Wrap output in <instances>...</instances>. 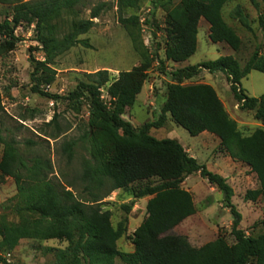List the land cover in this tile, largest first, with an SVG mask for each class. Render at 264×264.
<instances>
[{
    "label": "trees",
    "instance_id": "16d2710c",
    "mask_svg": "<svg viewBox=\"0 0 264 264\" xmlns=\"http://www.w3.org/2000/svg\"><path fill=\"white\" fill-rule=\"evenodd\" d=\"M81 1L0 0V4L12 6L11 21L6 16L0 23L3 40L0 55L14 50L16 28L23 23L35 26L44 61L32 59L33 93L47 96L40 86L53 82L55 71L50 66L56 58L77 45L88 48L87 41L79 37L94 27L93 20L105 6L93 8L89 20H77V7ZM230 1L181 0L176 6H170L171 0H152L154 9L165 10V61L179 65L195 54L201 20L209 26L210 42L224 44L239 53L243 42L223 17V10ZM248 1L258 13V28L264 34V0ZM139 3L140 0H117L119 22L136 52L141 46L139 18H123V15L136 9ZM70 16L76 19L66 23L64 17ZM233 16L243 29L252 32L239 7ZM139 54L142 63L131 71L120 73L112 83L109 84L107 71L88 74L68 97L74 106L82 100L89 106L88 130L84 136L89 159L84 160L78 180L90 200L77 198L68 190L72 184L62 187L49 180L47 175L51 166L48 162L39 158L25 160L14 140H4L0 124V145L3 146L0 178L13 179L18 199L13 208L18 222L10 223L4 216L0 217V264H12L7 263L2 254L14 251L25 240L67 243L64 250L48 249L54 253L57 264H116L117 259L123 264H264V220L260 223L262 233L246 236L240 229L241 216L232 204L233 190L226 179L190 157L176 140H158L150 135L151 130L164 127L170 120L190 136L207 133L216 137L219 151L232 161L246 165L258 180L259 188L248 191L245 201L262 199L264 202V95L258 99L250 98L240 87V82L252 71L264 73V51L256 46L243 65L226 56L174 70L158 119L134 128L122 116L135 106L147 80L151 60L143 51ZM203 70L210 74H225L241 109L254 112V118L262 128L250 136H243L216 91L207 84L191 83ZM106 86L109 105L101 99V89ZM51 122L55 125L56 116ZM74 146V142H69L63 147L68 162L74 155ZM195 173L223 196L225 207L233 218V244L218 237L194 248L183 236L167 235L196 213L191 194L182 188L185 178ZM133 185L138 186L133 189L134 199H149L146 217L131 238L133 252L122 253L117 249V242L126 234L127 227L121 223L114 228L111 213L101 209V201L112 192L127 190ZM103 188H106L104 192ZM130 209L126 207V213Z\"/></svg>",
    "mask_w": 264,
    "mask_h": 264
},
{
    "label": "rangeland",
    "instance_id": "374dc122",
    "mask_svg": "<svg viewBox=\"0 0 264 264\" xmlns=\"http://www.w3.org/2000/svg\"><path fill=\"white\" fill-rule=\"evenodd\" d=\"M180 1L171 0L170 6H176ZM99 5H104L105 9L93 20L94 27L79 37L80 40L87 41L88 48L77 45L56 58L50 66L55 71L54 80L50 85L40 86V90L47 96L32 92V59L44 61L41 46L36 40L34 24L28 26L23 23L16 28L14 36L17 42L14 50L0 55V124L4 140H14L19 152L27 161L39 158L48 162L51 171L47 178L62 187L72 184L73 187L68 190L83 200H90L89 194L78 180L84 160L89 159L88 143L84 139L88 130L89 106L85 100L74 106L68 97L85 79V75L107 71L110 84L120 73L138 67L142 63L139 53L143 51L151 60L147 80L137 96L135 106L122 116L134 128H138L158 119L166 101L170 74L174 70L226 56L233 57L243 65L256 46L264 51V34L258 28V13L248 0H231L223 10L224 20L236 30L243 42L239 53H234L224 44L210 42L209 26L201 20L198 26L197 50L191 58L179 65L165 61L164 9H154L152 0H140L136 9H131L123 15V18H139L138 35L141 46L138 45L139 50L136 52L128 33L119 22L117 0H82L77 7V20H89L92 9ZM236 7L247 17L252 32L243 29L234 18ZM11 8L12 6L0 4V23L6 16H9L8 20L11 21ZM74 19V16L64 17L66 23ZM2 41L0 38V42ZM191 83L207 84L216 91L226 112L236 122L243 136H250L262 128L260 122L255 120L254 112L241 109V104L235 100L229 81L222 72L210 74L203 70ZM107 86L101 89V99L109 105ZM240 87L248 97L260 98L264 95V73L252 71L240 82ZM55 116L56 126L51 122ZM55 135H58L56 139L53 138ZM150 135L158 140H176L190 157L206 166L210 172L226 179L233 190L232 204L241 216L240 229L246 236L262 233L260 223L264 220V202L262 199L256 202L244 199L248 191L259 188L258 180L246 165L232 161L219 151V140L216 137L207 133L190 136L170 120H167L164 127L151 130ZM69 142L75 143L74 155L70 162L63 152L65 143ZM2 151L3 146L0 145V159ZM135 188L138 186L114 191L101 201V209L111 213L112 226L116 228L122 223L127 227L126 234L117 242V249L122 253L133 252L132 235L146 217L145 207L149 198L134 199ZM182 188L191 194L196 213L167 235L183 236L194 248H200L218 237H223L228 244H233V218L225 207L221 193L197 173L186 177ZM105 190L106 188H103L102 192ZM16 195L13 179L0 178V217L4 216L10 223L18 222L13 210L18 202ZM126 207L131 208L129 213H126ZM66 247L67 243L62 241L25 240L21 241L14 251L3 253L2 257L12 264H57L54 253L48 249L64 250ZM116 264L123 263L117 259Z\"/></svg>",
    "mask_w": 264,
    "mask_h": 264
}]
</instances>
